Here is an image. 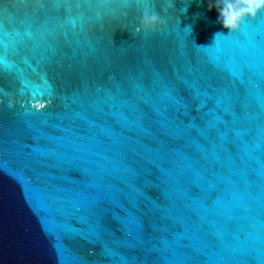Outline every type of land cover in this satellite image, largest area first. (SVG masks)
Returning a JSON list of instances; mask_svg holds the SVG:
<instances>
[{
  "label": "water",
  "instance_id": "water-1",
  "mask_svg": "<svg viewBox=\"0 0 264 264\" xmlns=\"http://www.w3.org/2000/svg\"><path fill=\"white\" fill-rule=\"evenodd\" d=\"M148 8L166 27L138 33ZM257 17L249 31L264 27V12ZM229 34L207 0H0V264H158L169 255L159 251L162 237L171 240L185 226L183 244L207 251L179 248L188 264L264 259V35ZM193 88L222 103L209 99L197 110ZM167 91L187 102L185 125L194 118L206 134L192 128L190 139L172 141L156 156L170 170L168 184L136 156L139 192L132 199L118 194L83 219L72 202L96 178L83 171H97L90 161L110 168L113 149L126 151L129 137L160 147L125 125L121 116L132 113L124 102L135 100L151 116L145 126L159 134L158 117L143 100L163 107ZM192 165L214 172L222 190L213 193L221 204L203 219L177 191ZM171 201L176 207L162 219L154 204ZM128 213L142 222L141 239L127 234Z\"/></svg>",
  "mask_w": 264,
  "mask_h": 264
},
{
  "label": "snow or ice",
  "instance_id": "snow-or-ice-1",
  "mask_svg": "<svg viewBox=\"0 0 264 264\" xmlns=\"http://www.w3.org/2000/svg\"><path fill=\"white\" fill-rule=\"evenodd\" d=\"M148 4L151 5L152 0H147ZM146 10H151L150 8ZM252 19L253 21L256 20ZM250 20L246 19L241 25L240 29L229 35L243 34L249 40H253L255 36L264 35V27L255 31H249ZM260 67L264 69V54H261ZM6 68V61L0 56V71H4ZM264 75V71L261 72ZM27 87V85H25ZM193 98L199 100L196 105L197 110L205 107L209 99H215L216 104L219 106L222 103L220 97H212L207 91L201 92L199 89L193 88ZM143 100V98H141ZM163 107L158 106L150 99L143 100L144 103L150 104L152 112L158 117L155 123L158 125L159 134H153L149 128L145 126V120L151 119L148 112L144 111L139 107V104L135 100L125 101L124 104L128 107L132 113L131 117L121 116L125 125L129 129H136L146 133V135L157 145L159 149H153L150 144L142 143L135 140L134 137H129V146L127 150H123L121 147L114 148L113 151L116 155L112 158V166L109 168L106 164L100 163L99 161H90V163L96 165L97 171L94 172L92 168L83 169L87 174L94 175L91 181L86 183V190L79 194V199L72 202V208L77 214H84L83 219L89 220L90 218L98 215V210L102 208L103 204L116 203L117 195H123L129 199H132V194L139 192L137 181L140 179V171L138 170L137 164L139 161L135 159L136 156L142 155V159L149 164L154 165L160 173V179L163 183L168 184L171 181L170 170L163 167L162 164L157 162L156 156H162L164 149L169 146L170 142L183 140L185 138L190 139V130L196 128L201 135H205V131L200 129L193 121H189L185 125L182 116H188L187 111L188 104L183 97L174 95L172 91H167L161 96ZM169 108L172 111H169ZM181 109H184L181 112ZM210 115L212 112L210 110ZM218 119L213 115V121ZM214 123L210 122L208 127H214ZM109 135L113 133L111 130L108 132ZM138 145V147H131L132 143ZM176 155H181V152L177 148H170ZM97 156L101 155L96 153ZM104 159H108L104 157ZM216 174L213 172L206 175L204 171L196 168L194 165L189 166L188 175L185 177L186 183H181L177 191L179 192V199L184 202V206L189 211L194 212L201 219L205 215L214 213L217 210L218 205L221 204L222 197L220 195L213 196V193L221 192L216 181L213 177ZM124 185L123 188L119 187L116 182ZM192 188H197L200 191L199 195H194L191 191ZM91 190V191H89ZM165 198H170L171 193L166 189L162 193ZM156 208L162 210V219H168L169 213L172 208L176 207L175 201H171L168 207L159 203L154 204ZM124 224L127 226V234L135 235L137 239H141V233L144 231L142 222L137 219L132 213L124 218ZM154 229L156 225L152 226ZM71 236V233H69ZM172 239L169 240L167 237H162L165 247L159 249L161 253L168 252L169 255H161L158 264H188L186 258H180L181 256L186 257V253H180L179 248H188L195 251L201 252L203 255H207L205 249L196 247L195 243L188 245L183 244V240L189 238L187 236V227L185 226L184 232H172ZM131 246V245H130ZM156 250V249H154ZM105 254H113L111 249L105 247L103 249ZM206 264H226V261L211 260L206 261ZM259 264H264V259L259 261Z\"/></svg>",
  "mask_w": 264,
  "mask_h": 264
},
{
  "label": "clouds",
  "instance_id": "clouds-1",
  "mask_svg": "<svg viewBox=\"0 0 264 264\" xmlns=\"http://www.w3.org/2000/svg\"><path fill=\"white\" fill-rule=\"evenodd\" d=\"M207 3L209 11L213 9L216 11L217 23L229 33L238 31L246 19H255L264 12V0H207ZM166 23L159 12L145 10L140 16L135 31L138 33L161 31L166 27ZM221 34L223 33H217L216 37Z\"/></svg>",
  "mask_w": 264,
  "mask_h": 264
}]
</instances>
